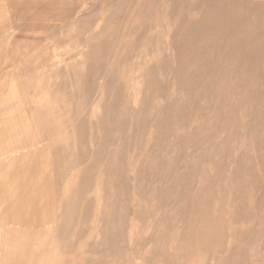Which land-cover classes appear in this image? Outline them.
I'll use <instances>...</instances> for the list:
<instances>
[{"label": "rangeland", "instance_id": "obj_1", "mask_svg": "<svg viewBox=\"0 0 264 264\" xmlns=\"http://www.w3.org/2000/svg\"><path fill=\"white\" fill-rule=\"evenodd\" d=\"M101 1L72 7L109 32L92 54L18 41L0 89L35 137L21 263L264 264V0Z\"/></svg>", "mask_w": 264, "mask_h": 264}, {"label": "bare ground", "instance_id": "obj_2", "mask_svg": "<svg viewBox=\"0 0 264 264\" xmlns=\"http://www.w3.org/2000/svg\"><path fill=\"white\" fill-rule=\"evenodd\" d=\"M74 1L75 0H0V89L10 68L14 65L18 66L24 63V60L21 59L18 48L15 45L18 41L33 43L38 42L41 39H50L53 36L55 39H57L56 42H71L74 36H76L74 33L82 30L85 32H83V34L81 35V39L78 40V42H81V45L77 48V54L80 57H85L93 53V43L96 42V40L97 42H99V38L109 35V32L106 28H101L103 26L100 25L102 24V22L98 20L99 17L95 15L83 16L80 14V8L72 11V7H74L76 3ZM101 5L103 7L107 6V1L102 0ZM102 17H106L107 19V16ZM55 39L51 40L50 42L55 41ZM76 39H79V37H77ZM8 44L14 45L13 47L11 46L12 48L7 49L6 46ZM59 57L60 54L59 56H54L55 59ZM20 79L21 76H18L17 79L14 80H16L17 83L20 82ZM14 80L12 79L13 84H15ZM5 94L6 95L4 96L3 104L6 106H12L9 105V103L13 102H18L17 105H19L21 103L20 100H24L25 98L21 97L14 101L13 98H15V96L14 93L10 91V89L7 90ZM29 113H31L30 107H25L23 111L10 109L9 112L6 111L5 108L0 107V115H3L2 118H6L2 120V122L4 121V124L0 123L1 152L9 153L14 147L22 148L24 146V149L28 147L26 141L22 142L21 140H13L15 139V137H17L18 139V136L26 135L27 138H35L33 135L31 136L30 133L31 124L28 123ZM26 114V122L19 126V122L16 121L18 119H15L16 116H26ZM6 156V160L0 162V170L2 169L0 173L3 172V168H5V166H7L8 164H15L16 162L15 159L17 158V156ZM27 159L28 158H21L20 162H17L21 166V170H25L26 173L31 171V168L29 169L24 167L27 164ZM26 175L27 174H25V177L23 178L20 177L22 178L21 182L17 180L10 182L9 175L7 177H4V175L1 176L3 184L0 188V203L3 209L0 217V264H22L21 259L22 256L26 253L25 249L27 247L25 248V246L27 244L28 237L24 235L26 234L24 231L21 232L20 230L27 229L30 228L31 225H35V223L30 222L31 215H29L26 220H23L24 218L20 220V217L22 215L19 216V213L21 211H24L26 208L25 205H21L22 208H20V198H31L29 192L24 194V190H28L29 188L25 187L24 190L22 188L23 180L25 181ZM32 186H34V182H32L31 187ZM35 194L36 193H34L32 198H35ZM32 207L34 206H30V211ZM13 211L17 212V215H13L11 217V212ZM37 223L42 225V227L47 224L42 220L38 221ZM15 227H17L18 229L12 230ZM41 240H43V238ZM40 243H42V241H40ZM45 243L48 244V242ZM31 247L32 245L30 246V248ZM47 249L49 251V248ZM26 263H28V261Z\"/></svg>", "mask_w": 264, "mask_h": 264}, {"label": "crops", "instance_id": "obj_3", "mask_svg": "<svg viewBox=\"0 0 264 264\" xmlns=\"http://www.w3.org/2000/svg\"><path fill=\"white\" fill-rule=\"evenodd\" d=\"M1 118H0V122H2V119ZM6 155L14 156V155H17V152H15V153L14 152H11V153L10 152L9 153H3V152L0 151V162H2L3 160H6V157H7ZM2 165H4V164H2ZM3 169H4L3 172L0 173V188L2 187V184H3V180H2V177H1L2 175H4V177H7L9 175L10 182H12L14 180H17V178H16V177H18L17 176L18 175L17 173H19L21 171L20 170V167H19V164L17 162H15V164H8ZM18 170H19V172H18ZM0 171H2V169ZM2 209L3 208H2V205L0 203V217H1Z\"/></svg>", "mask_w": 264, "mask_h": 264}]
</instances>
